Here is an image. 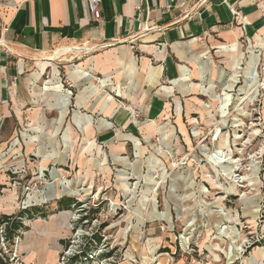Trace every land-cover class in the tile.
<instances>
[{
    "label": "rangeland",
    "instance_id": "obj_1",
    "mask_svg": "<svg viewBox=\"0 0 264 264\" xmlns=\"http://www.w3.org/2000/svg\"><path fill=\"white\" fill-rule=\"evenodd\" d=\"M254 50L252 73L243 62L228 72L185 135L173 122L166 137L140 138L141 157L131 143L123 154L116 140L92 146L74 126L66 135L68 121L56 135L51 107L7 119L2 103L0 217L26 211L29 229L57 220V264H264V48ZM1 229L3 263L29 264L31 230L3 241Z\"/></svg>",
    "mask_w": 264,
    "mask_h": 264
},
{
    "label": "crops",
    "instance_id": "obj_2",
    "mask_svg": "<svg viewBox=\"0 0 264 264\" xmlns=\"http://www.w3.org/2000/svg\"><path fill=\"white\" fill-rule=\"evenodd\" d=\"M100 9L97 21L88 0H0L7 119L33 116L36 102L56 110V135L68 121L66 135L74 126L92 146L116 140L123 154L131 143L141 157L140 138L166 137L173 122L185 135L228 72L243 62L248 75L261 60L254 48H264V0H100ZM35 222L24 225L28 263L57 264L60 223Z\"/></svg>",
    "mask_w": 264,
    "mask_h": 264
},
{
    "label": "trees",
    "instance_id": "obj_3",
    "mask_svg": "<svg viewBox=\"0 0 264 264\" xmlns=\"http://www.w3.org/2000/svg\"><path fill=\"white\" fill-rule=\"evenodd\" d=\"M70 202V201H69ZM64 206V205H63ZM67 207L70 206L69 203H67L66 205ZM28 217L30 218V215L26 212L23 211L18 215V219L14 220L12 218V216H7V215H3L2 217H0V225H5V229H4V237H5V241L9 240V241H13L15 237H20L21 234V230H25L24 228V224L22 223V219L24 217ZM42 218H45V215L41 216ZM40 218V217H39ZM20 219V220H19ZM95 240L97 242L101 241L100 237H95ZM62 244H66L65 241H62ZM66 246V245H65ZM79 257L75 256L72 258L73 261H77ZM0 264H4L3 261L0 258Z\"/></svg>",
    "mask_w": 264,
    "mask_h": 264
},
{
    "label": "built area",
    "instance_id": "obj_4",
    "mask_svg": "<svg viewBox=\"0 0 264 264\" xmlns=\"http://www.w3.org/2000/svg\"><path fill=\"white\" fill-rule=\"evenodd\" d=\"M88 8H89L90 12L92 13V16H93L94 20L99 21L101 19L100 0H88ZM165 8L168 11H170L172 9V4L170 2L167 3ZM135 11L140 13L141 12V6L140 5H136L135 6ZM135 110L134 111L132 110L133 113L134 114H138V112L135 111ZM0 227L2 228L1 232H3V235H4L5 225H0ZM3 241H5L4 236H3ZM63 263H64V261H63Z\"/></svg>",
    "mask_w": 264,
    "mask_h": 264
},
{
    "label": "bare ground",
    "instance_id": "obj_5",
    "mask_svg": "<svg viewBox=\"0 0 264 264\" xmlns=\"http://www.w3.org/2000/svg\"><path fill=\"white\" fill-rule=\"evenodd\" d=\"M62 52H64V53H68V49L64 48V49L62 50ZM58 53H59V52H58Z\"/></svg>",
    "mask_w": 264,
    "mask_h": 264
}]
</instances>
